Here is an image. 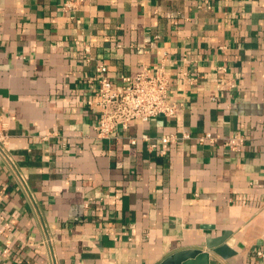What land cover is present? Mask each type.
I'll use <instances>...</instances> for the list:
<instances>
[{
  "label": "crops",
  "instance_id": "0c3cea01",
  "mask_svg": "<svg viewBox=\"0 0 264 264\" xmlns=\"http://www.w3.org/2000/svg\"><path fill=\"white\" fill-rule=\"evenodd\" d=\"M65 1L0 0V264H159L224 232L209 264H264V0ZM163 63L176 114L99 138L97 67Z\"/></svg>",
  "mask_w": 264,
  "mask_h": 264
},
{
  "label": "built area",
  "instance_id": "2783aa9c",
  "mask_svg": "<svg viewBox=\"0 0 264 264\" xmlns=\"http://www.w3.org/2000/svg\"><path fill=\"white\" fill-rule=\"evenodd\" d=\"M83 0H66L62 10L72 14L76 11L77 5ZM89 50V46L86 47ZM108 67L99 65L96 69V77L92 83H96L94 97L88 101L90 107L97 112L96 131L99 138H112L116 135L119 126L127 127L131 121L147 122L152 118L173 116L178 110V104L171 100L169 95V80L164 63L153 72L149 67H144L135 75L124 74L116 84L107 77ZM234 86V83L227 82L219 85V89ZM213 99L216 94L213 93ZM190 135L183 133L182 136L175 133L164 134L154 138L148 133L132 137L130 142L146 144L147 148L159 155L166 156L169 153L171 144ZM214 141L215 136L207 132L200 136L201 141ZM5 135L0 130V151L4 154ZM246 141L245 135H234L225 139V145L230 150H237ZM264 258L262 251L257 252Z\"/></svg>",
  "mask_w": 264,
  "mask_h": 264
},
{
  "label": "water",
  "instance_id": "95a60500",
  "mask_svg": "<svg viewBox=\"0 0 264 264\" xmlns=\"http://www.w3.org/2000/svg\"><path fill=\"white\" fill-rule=\"evenodd\" d=\"M230 232H224L217 238H209L206 240L205 247L185 248L167 256L159 264H209L210 255L218 254L223 258H228L235 254L230 244Z\"/></svg>",
  "mask_w": 264,
  "mask_h": 264
}]
</instances>
